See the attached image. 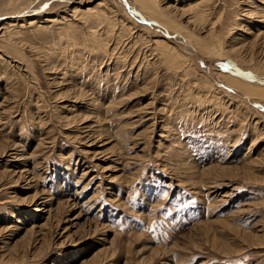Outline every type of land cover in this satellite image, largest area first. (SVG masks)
Instances as JSON below:
<instances>
[{"label": "rangeland", "instance_id": "374dc122", "mask_svg": "<svg viewBox=\"0 0 264 264\" xmlns=\"http://www.w3.org/2000/svg\"><path fill=\"white\" fill-rule=\"evenodd\" d=\"M150 1L0 0V264H264V0Z\"/></svg>", "mask_w": 264, "mask_h": 264}, {"label": "bare ground", "instance_id": "6f19581e", "mask_svg": "<svg viewBox=\"0 0 264 264\" xmlns=\"http://www.w3.org/2000/svg\"><path fill=\"white\" fill-rule=\"evenodd\" d=\"M142 3L144 4L143 6L145 7H149V5H151V1L150 0H142ZM4 7V5H3ZM199 8V7H198ZM27 10V9H26ZM33 10V9H32ZM31 11V10H30ZM32 12V11H31ZM201 12V10H200ZM29 14V13H28ZM26 15V14H25ZM15 18V17H14ZM243 35V34H242ZM247 90V89H246ZM251 90V89H250ZM6 149V148H5ZM226 251V250H225Z\"/></svg>", "mask_w": 264, "mask_h": 264}]
</instances>
